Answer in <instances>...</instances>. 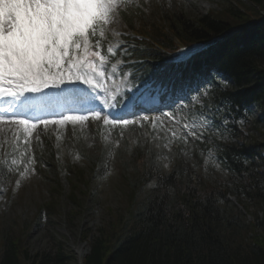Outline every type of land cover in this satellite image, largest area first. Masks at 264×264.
<instances>
[{
	"label": "trees",
	"instance_id": "1",
	"mask_svg": "<svg viewBox=\"0 0 264 264\" xmlns=\"http://www.w3.org/2000/svg\"><path fill=\"white\" fill-rule=\"evenodd\" d=\"M249 2L252 7L243 11H209L196 19L189 18L183 8L171 10L162 5L153 6L147 13L130 9L120 17L136 31L138 39L129 50L141 60L138 66L143 75L157 81L173 80L174 87L206 82L212 87L213 102L223 104L235 118H244L249 124L252 134L237 130L235 141L218 145V157L229 173L227 185L254 201L264 216V140L259 141L256 135L262 118L247 115L251 106L264 112V16L259 15L264 11V0ZM99 34L97 30L93 37L96 46ZM184 46L202 48L187 60L164 62ZM107 148L86 157L95 177L101 172ZM3 160L0 183L7 176ZM127 164L133 169L124 183L134 227L125 231V224L117 220L114 228L98 229L83 264H264V217L260 222L256 217L262 231L252 232L243 245L232 247L219 234L225 216L218 199L228 201L227 187L217 190L209 186L182 164L165 172L154 153L140 149L132 150ZM66 170L71 182L86 185L84 171L71 165ZM56 187L51 190V200L42 207L48 213L53 208V194H58ZM76 191L81 192L80 187L72 183V201L77 198ZM22 230L3 234L0 264L70 263L61 247L54 252L29 254L22 247Z\"/></svg>",
	"mask_w": 264,
	"mask_h": 264
},
{
	"label": "rangeland",
	"instance_id": "2",
	"mask_svg": "<svg viewBox=\"0 0 264 264\" xmlns=\"http://www.w3.org/2000/svg\"><path fill=\"white\" fill-rule=\"evenodd\" d=\"M155 5L171 10L183 8L191 19L209 11L229 8L243 11L252 7L249 0H117L114 15L101 26L103 31H109L110 43L134 36L123 23L120 11L133 7L147 13ZM259 15L264 16V11ZM137 27L134 24V28ZM101 37H105L104 33ZM79 52H83V48ZM100 60L105 62L99 59L95 68L102 72L104 64ZM208 91V86H200L186 97L185 103L180 101L173 105L169 116L133 125L118 124L109 118L110 123H106L104 117L92 118L88 122L71 119L74 122L67 128L66 123L55 122L58 129L52 130L48 123L46 132L34 136V132L26 131L24 126L10 131V127L16 128L14 120H2L5 123L0 120V124L8 125L5 132L0 130V160L10 156L11 165L0 183V240L7 230L16 233L23 229L22 247L29 254L54 252L61 247L70 257L69 264H83L98 229L114 228L117 220L125 224V231L134 227L129 218L128 188L124 178L133 174L131 165L127 164L130 153L140 149L154 153L159 168L165 172L182 164L209 186L217 190L227 187L228 201L218 199L225 216L219 234L232 247L248 242L252 232L262 231L256 217L260 222L264 216L254 201L227 185L229 173L217 159L214 147L220 142L235 141L237 130L244 135L252 133L245 119L234 118L233 114H225L218 126L201 115L199 107L208 100ZM247 115L262 118L256 135L259 141H263L264 112L251 106ZM102 147L108 148L101 172L95 177L89 170L86 157ZM67 165L84 171L85 186L71 182ZM70 182L81 190L75 192V201L70 196ZM56 185L58 194H53V208L48 213L42 207L51 200V190ZM251 223L256 224L251 227Z\"/></svg>",
	"mask_w": 264,
	"mask_h": 264
},
{
	"label": "snow or ice",
	"instance_id": "3",
	"mask_svg": "<svg viewBox=\"0 0 264 264\" xmlns=\"http://www.w3.org/2000/svg\"><path fill=\"white\" fill-rule=\"evenodd\" d=\"M116 8L117 0H0V84H8L7 89L0 88V95L23 104L30 95L70 86L64 73L66 67L69 73L77 67L72 53L89 49L90 38L109 22ZM90 110L99 118L103 109ZM39 119L45 125L55 122ZM71 119L76 117L59 122ZM113 120L128 123L124 118ZM13 122L26 131L33 127L27 119Z\"/></svg>",
	"mask_w": 264,
	"mask_h": 264
},
{
	"label": "bare ground",
	"instance_id": "4",
	"mask_svg": "<svg viewBox=\"0 0 264 264\" xmlns=\"http://www.w3.org/2000/svg\"><path fill=\"white\" fill-rule=\"evenodd\" d=\"M114 22V21H113ZM0 88H5V89H7L8 88V84H7V82H4L3 84H0ZM78 89H80L79 87H77ZM54 92H56V88L54 89V90H52L51 91V95H53L54 94ZM11 98H14V97H8V95H0V100L1 99H8V100H10ZM7 104H5V105H2L3 107H5ZM95 108H96V106H95ZM94 108V109H95ZM92 109V108H91ZM13 116V115H12ZM14 118H16V117H19L17 114L16 115H14L13 116ZM2 121V120H1ZM14 121H16V120H14ZM2 123H5V121H2ZM57 123V122H56ZM55 122L54 123H49L50 124V127H48V128H50V129H52V130H57L58 129V123L56 124ZM15 124V127L16 128H12V127H10V131H15V129H18V128H20V126H23V125H20V124H18V123H14ZM7 126L8 125H4V124H0V130L2 131V132H5L4 130H6V128H7ZM36 127V128H35ZM35 127H31V128H29L28 129V131L29 132H34V136H38L39 134H43V132H46V130H47V124L45 125L44 123H41L39 126H35ZM0 198H1V195H0ZM80 255H83V253L82 252H80L79 253Z\"/></svg>",
	"mask_w": 264,
	"mask_h": 264
}]
</instances>
